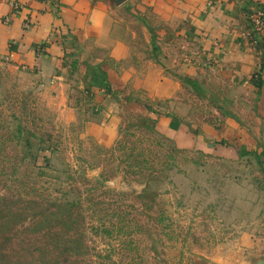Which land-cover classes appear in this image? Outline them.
Instances as JSON below:
<instances>
[{
    "label": "rangeland",
    "instance_id": "obj_1",
    "mask_svg": "<svg viewBox=\"0 0 264 264\" xmlns=\"http://www.w3.org/2000/svg\"><path fill=\"white\" fill-rule=\"evenodd\" d=\"M249 8V89L183 79L180 111L205 136L187 149L156 126L160 108L109 116L77 88L62 103L0 56V264H240L243 246H264V24L251 30Z\"/></svg>",
    "mask_w": 264,
    "mask_h": 264
},
{
    "label": "crops",
    "instance_id": "obj_2",
    "mask_svg": "<svg viewBox=\"0 0 264 264\" xmlns=\"http://www.w3.org/2000/svg\"><path fill=\"white\" fill-rule=\"evenodd\" d=\"M11 1L0 0V56L46 82L62 103L77 88L106 105L109 116L122 102L160 108L156 126L186 149L205 136L190 133L195 124L180 111L182 80L232 93L249 89L259 62L246 40V9L264 13V0H18L17 10ZM261 79L264 104V69ZM110 80L113 97L102 92ZM223 132L234 138L233 130ZM243 247L240 264H264V246Z\"/></svg>",
    "mask_w": 264,
    "mask_h": 264
},
{
    "label": "built area",
    "instance_id": "obj_3",
    "mask_svg": "<svg viewBox=\"0 0 264 264\" xmlns=\"http://www.w3.org/2000/svg\"><path fill=\"white\" fill-rule=\"evenodd\" d=\"M11 4L13 7V10H17L20 7V3L18 2V0H12ZM263 15H264V13L262 11L258 12V14H256V15H254V19H253L254 24H253V28L251 29L252 31H258L261 28H263V24H264ZM10 19H11L10 15L4 16L3 22L9 23ZM247 34H249V31L247 32Z\"/></svg>",
    "mask_w": 264,
    "mask_h": 264
},
{
    "label": "water",
    "instance_id": "obj_4",
    "mask_svg": "<svg viewBox=\"0 0 264 264\" xmlns=\"http://www.w3.org/2000/svg\"><path fill=\"white\" fill-rule=\"evenodd\" d=\"M118 4L124 2L125 0H115Z\"/></svg>",
    "mask_w": 264,
    "mask_h": 264
},
{
    "label": "trees",
    "instance_id": "obj_5",
    "mask_svg": "<svg viewBox=\"0 0 264 264\" xmlns=\"http://www.w3.org/2000/svg\"><path fill=\"white\" fill-rule=\"evenodd\" d=\"M261 154L264 155V151H263V153H261ZM259 156H261V155H260V154L258 155V159H260Z\"/></svg>",
    "mask_w": 264,
    "mask_h": 264
}]
</instances>
